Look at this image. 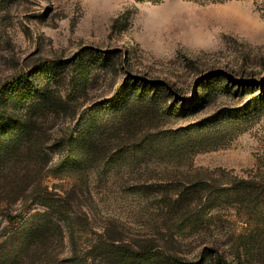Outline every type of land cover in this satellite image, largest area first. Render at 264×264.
I'll return each mask as SVG.
<instances>
[{
    "label": "rangeland",
    "instance_id": "1",
    "mask_svg": "<svg viewBox=\"0 0 264 264\" xmlns=\"http://www.w3.org/2000/svg\"><path fill=\"white\" fill-rule=\"evenodd\" d=\"M19 78L67 108H31L29 90L17 114L38 116L39 137L0 159V179L73 201L81 248L108 226L156 248L118 264H264V192L198 199L206 185H264V0H0V88ZM47 210L0 215V242H31L13 264H75ZM42 241L50 253L35 252Z\"/></svg>",
    "mask_w": 264,
    "mask_h": 264
},
{
    "label": "trees",
    "instance_id": "2",
    "mask_svg": "<svg viewBox=\"0 0 264 264\" xmlns=\"http://www.w3.org/2000/svg\"><path fill=\"white\" fill-rule=\"evenodd\" d=\"M160 82L155 85H159ZM169 87V86H168ZM37 86L27 78H19V80L14 81L9 84L4 89L0 88V133L3 134V138L0 141L1 154L0 159H7L13 152L15 156L20 154V148L26 147L35 141V137H39V124L38 116H34L31 110L28 112L27 116L22 117L17 114V108L21 102L26 98V94L33 91L36 95L40 94V100L37 102L36 106H31V108H42L47 106L49 103H55L50 108L51 115H59L66 111V104L61 97H58V102H53L51 100L50 92L40 93ZM170 88V87H169ZM56 107V108H55ZM20 115V116H19ZM80 135V134H79ZM61 142H71L74 140V136L70 135L67 137L65 134L61 136ZM78 136H76V139ZM36 143V142H35ZM34 144V143H33ZM59 167H63L62 163L59 162ZM242 186L239 184H231L230 186H221L218 191H213L207 185L205 186L203 193L198 198L200 203H213L217 200L220 201H245V195H255V199L258 200L264 192V185L256 188L250 185L249 181L243 179L241 180ZM26 177H13L8 178L5 176L0 179V215L5 218L14 217L16 221H20L23 217L24 212L29 208V201H33L39 204L47 206L48 210L45 215L49 217L52 214H56L59 217L60 222L67 225L70 234L71 243V254L73 256V261L75 264H84L88 262L90 255H93L94 260L98 261L99 264H118V260L121 255L133 254L134 252L140 254H151L156 252V248H144L141 243L135 242L127 245L124 240L119 236V234H113L116 230H112L110 227L103 228L102 233H100L99 239L94 242H90L84 245L83 248L81 242L77 238L78 230L76 228L78 218V210L72 211L74 215L71 214L70 208H77L74 202L65 201L63 195L58 194L55 196L54 193L49 191L48 185H44L43 193L40 194L38 198H32L29 194H24L25 189H27ZM76 184L71 186L70 190L73 194H78L75 189ZM81 193V192H80ZM256 193V194H255ZM82 194V193H81ZM80 196V195H79ZM78 199V197H77ZM17 206L16 212L14 207ZM193 207H189L187 212H191ZM177 210L173 212V217L176 221H183L187 217V212ZM11 220H15L11 218ZM51 220L46 221V225H50ZM15 222V221H14ZM60 228L61 224L55 225ZM4 235L7 232V226L3 229ZM118 233V232H117ZM41 235H47V229L45 227L41 228ZM151 240L150 236H141L139 242ZM31 242H16L11 234H7L4 240L0 242V264H13V256L15 254H24L30 250ZM40 246L42 248L36 249V253L41 251L47 252L49 245L45 242H41ZM140 247V249H138ZM132 248V250H131ZM50 253V252H47Z\"/></svg>",
    "mask_w": 264,
    "mask_h": 264
}]
</instances>
